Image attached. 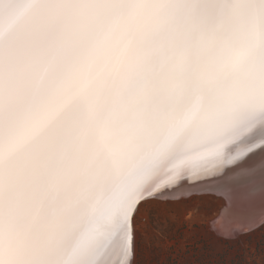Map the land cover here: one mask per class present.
I'll return each instance as SVG.
<instances>
[{
    "label": "snow or ice",
    "instance_id": "6c2138e0",
    "mask_svg": "<svg viewBox=\"0 0 264 264\" xmlns=\"http://www.w3.org/2000/svg\"><path fill=\"white\" fill-rule=\"evenodd\" d=\"M185 178L231 201L197 264H236L264 230V0H0V264H138Z\"/></svg>",
    "mask_w": 264,
    "mask_h": 264
},
{
    "label": "rangeland",
    "instance_id": "374dc122",
    "mask_svg": "<svg viewBox=\"0 0 264 264\" xmlns=\"http://www.w3.org/2000/svg\"><path fill=\"white\" fill-rule=\"evenodd\" d=\"M218 194L199 192L173 198L190 203L187 207L170 209L147 229L146 240L151 253L141 250L138 264L143 260H150L152 264H197L215 259L212 251L205 253L203 249L213 248L208 230L214 220L219 225L221 210L227 204V199ZM251 241L238 254L232 253L231 259L236 264H264V230L257 231Z\"/></svg>",
    "mask_w": 264,
    "mask_h": 264
},
{
    "label": "bare ground",
    "instance_id": "6f19581e",
    "mask_svg": "<svg viewBox=\"0 0 264 264\" xmlns=\"http://www.w3.org/2000/svg\"><path fill=\"white\" fill-rule=\"evenodd\" d=\"M197 182L204 183L205 185L207 184L205 181H195V180H192V179H189V178H185L184 180H182L181 183H186L188 185V189H185L182 193L177 194V196H175L174 198L181 197V196H184V195H192V194H196V193H199V192L200 193H204V191L199 190V189H197L195 191H191L192 185L194 183H197ZM216 193H220L218 195L224 196L227 199V208L230 211L231 210V201L228 199L229 194L227 192H216ZM229 211H225L224 212V216L220 218L219 225L216 224L217 225L216 226L217 229L223 230V228L225 226V217H227L229 215ZM229 226H232L231 222L229 223ZM234 226L237 228V230H239V224H235Z\"/></svg>",
    "mask_w": 264,
    "mask_h": 264
},
{
    "label": "water",
    "instance_id": "95a60500",
    "mask_svg": "<svg viewBox=\"0 0 264 264\" xmlns=\"http://www.w3.org/2000/svg\"><path fill=\"white\" fill-rule=\"evenodd\" d=\"M205 186L206 187H215V185H208V184H206Z\"/></svg>",
    "mask_w": 264,
    "mask_h": 264
}]
</instances>
